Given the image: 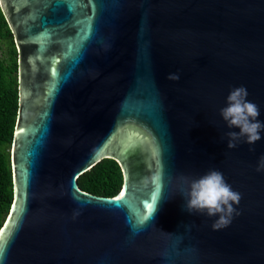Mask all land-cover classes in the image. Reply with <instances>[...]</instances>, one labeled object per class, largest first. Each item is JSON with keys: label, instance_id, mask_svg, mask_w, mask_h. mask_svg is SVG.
<instances>
[{"label": "water", "instance_id": "95a60500", "mask_svg": "<svg viewBox=\"0 0 264 264\" xmlns=\"http://www.w3.org/2000/svg\"><path fill=\"white\" fill-rule=\"evenodd\" d=\"M0 5L19 57L18 209L0 264H264V131L228 148L239 129L219 112L244 85L264 122V0ZM104 158L121 167L117 195L79 184ZM210 169L241 194L220 230L181 194Z\"/></svg>", "mask_w": 264, "mask_h": 264}, {"label": "trees", "instance_id": "16d2710c", "mask_svg": "<svg viewBox=\"0 0 264 264\" xmlns=\"http://www.w3.org/2000/svg\"><path fill=\"white\" fill-rule=\"evenodd\" d=\"M0 228L14 200L11 149L19 110V57L13 32L0 5ZM82 189L113 196L122 189L123 173L113 158H104L78 178Z\"/></svg>", "mask_w": 264, "mask_h": 264}, {"label": "clouds", "instance_id": "9594fccd", "mask_svg": "<svg viewBox=\"0 0 264 264\" xmlns=\"http://www.w3.org/2000/svg\"><path fill=\"white\" fill-rule=\"evenodd\" d=\"M179 74H169V79L178 80ZM249 93L244 85L233 87L226 97V106L219 112L228 128H238L239 131H228L227 147L235 148L243 139L248 144H254L261 139L264 122L257 119L260 115L259 106L247 99ZM257 171H264V155L259 159ZM187 190L181 194L185 198V209L188 213L206 214L208 217H218L212 222L213 230H220L230 225L234 214H239L234 205H238L241 194L234 191L224 178L221 171L210 169L198 178L181 177Z\"/></svg>", "mask_w": 264, "mask_h": 264}, {"label": "snow or ice", "instance_id": "6c2138e0", "mask_svg": "<svg viewBox=\"0 0 264 264\" xmlns=\"http://www.w3.org/2000/svg\"><path fill=\"white\" fill-rule=\"evenodd\" d=\"M21 131H23V129H21ZM124 196H125V192L124 191H121L120 195L117 196V197H115L114 199L116 201H120ZM158 200H159L158 194H154L151 197V201L148 202L145 205V209H146V212L148 214H151V213L155 212ZM17 209H18V201H15L14 200L13 205H12V211L13 212H16ZM11 223H14V220H13V215L10 212V214H9V220L5 223L4 228H0V246H2L4 244V242L6 241V239H7V236L9 234V230H10V224Z\"/></svg>", "mask_w": 264, "mask_h": 264}, {"label": "rangeland", "instance_id": "374dc122", "mask_svg": "<svg viewBox=\"0 0 264 264\" xmlns=\"http://www.w3.org/2000/svg\"><path fill=\"white\" fill-rule=\"evenodd\" d=\"M3 54V49L2 48H0V55H2Z\"/></svg>", "mask_w": 264, "mask_h": 264}]
</instances>
